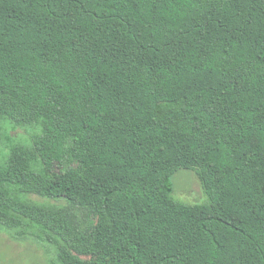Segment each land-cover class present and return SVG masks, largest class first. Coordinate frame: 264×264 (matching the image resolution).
Returning <instances> with one entry per match:
<instances>
[{
	"label": "trees",
	"instance_id": "1",
	"mask_svg": "<svg viewBox=\"0 0 264 264\" xmlns=\"http://www.w3.org/2000/svg\"><path fill=\"white\" fill-rule=\"evenodd\" d=\"M0 232L58 264H264V0H0Z\"/></svg>",
	"mask_w": 264,
	"mask_h": 264
},
{
	"label": "rangeland",
	"instance_id": "2",
	"mask_svg": "<svg viewBox=\"0 0 264 264\" xmlns=\"http://www.w3.org/2000/svg\"><path fill=\"white\" fill-rule=\"evenodd\" d=\"M2 133L4 143L2 147L7 148L10 140L29 142V133L23 127H14L8 121L2 122ZM171 185L173 195L176 199L186 203H203L207 195L201 182L193 170L179 169L173 176ZM33 199L46 201L45 199L32 195ZM0 264H58L56 262L55 249L39 241L35 236L25 239H14L6 232H0Z\"/></svg>",
	"mask_w": 264,
	"mask_h": 264
}]
</instances>
